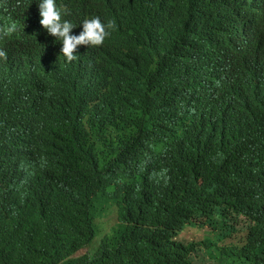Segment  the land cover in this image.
<instances>
[{"label": "trees", "instance_id": "16d2710c", "mask_svg": "<svg viewBox=\"0 0 264 264\" xmlns=\"http://www.w3.org/2000/svg\"><path fill=\"white\" fill-rule=\"evenodd\" d=\"M110 5L96 54L0 63V264H264V0ZM75 74L101 109H65Z\"/></svg>", "mask_w": 264, "mask_h": 264}, {"label": "clouds", "instance_id": "9594fccd", "mask_svg": "<svg viewBox=\"0 0 264 264\" xmlns=\"http://www.w3.org/2000/svg\"><path fill=\"white\" fill-rule=\"evenodd\" d=\"M110 4L111 0H35L33 20L28 19L25 28L18 27L13 20L15 9L3 11L0 17V63L7 61L8 51L20 56L42 57L49 45L54 48L56 58L65 64H77L81 58L96 54L107 45L117 27L115 20H106L97 14L107 11ZM111 89V83H100L82 74L72 75L63 94L65 109L80 102L101 109ZM241 219H233L230 225L234 226ZM243 220L245 225L242 228L234 226L237 231L228 238L227 244L241 243L245 239L246 229L251 224ZM85 251L82 250L79 256Z\"/></svg>", "mask_w": 264, "mask_h": 264}, {"label": "rangeland", "instance_id": "374dc122", "mask_svg": "<svg viewBox=\"0 0 264 264\" xmlns=\"http://www.w3.org/2000/svg\"><path fill=\"white\" fill-rule=\"evenodd\" d=\"M245 225V222L243 219L239 220L236 224H234L235 227L238 228H242ZM208 232H209V228L208 227H202L200 232H195V231H190L188 233H186V236H194V237H207L208 236ZM84 253V252H83ZM82 253V254H83Z\"/></svg>", "mask_w": 264, "mask_h": 264}]
</instances>
